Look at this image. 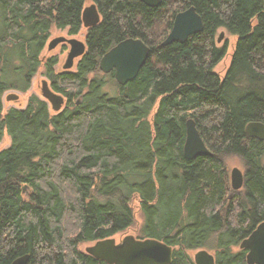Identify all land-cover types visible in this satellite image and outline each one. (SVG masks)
I'll return each mask as SVG.
<instances>
[{
	"label": "trees",
	"instance_id": "trees-1",
	"mask_svg": "<svg viewBox=\"0 0 264 264\" xmlns=\"http://www.w3.org/2000/svg\"><path fill=\"white\" fill-rule=\"evenodd\" d=\"M88 1L102 21L76 71L57 73V57L41 58L52 29L79 34ZM190 7L204 32L163 47ZM220 30L237 38L224 77L215 72L228 52ZM128 39L151 56L121 86L100 62ZM42 66L63 110L32 95L3 115L4 94L28 92ZM189 119L211 156L185 157ZM252 122L264 123V0H0V143L11 139L0 151V264H107L79 246L134 226L136 199V238L173 247L172 264H195L188 252L200 250L216 264H247L240 245L264 223V141L246 138ZM228 157L245 165V192L232 199Z\"/></svg>",
	"mask_w": 264,
	"mask_h": 264
},
{
	"label": "water",
	"instance_id": "water-1",
	"mask_svg": "<svg viewBox=\"0 0 264 264\" xmlns=\"http://www.w3.org/2000/svg\"><path fill=\"white\" fill-rule=\"evenodd\" d=\"M149 8H159L163 0H140ZM83 27L91 29L99 25L102 16L94 3L83 11ZM205 24L202 16L195 7L176 15L172 30L162 43L163 47L173 43L186 44L190 38L203 33ZM224 32L219 37V43L224 38ZM70 45V51L64 70H71L75 61L81 59L87 53V46L77 39L65 37L55 38L48 44L49 50H54L59 45ZM151 56V48L140 39H128L121 42L109 51L100 62V70L105 74L115 73V79L121 86L134 81L141 69L146 65ZM41 96L47 101L53 112L59 113L65 105V97L55 93L48 81L42 82ZM18 95H12L8 100H18ZM246 137L264 141V123L252 122L246 127ZM184 154L188 160H195L200 156H211L212 153L202 139L196 122L189 119L187 122V139L184 146ZM232 188L237 191L244 185V174L234 168L231 174ZM240 249L248 250L247 264H264V223L240 245ZM86 253L107 264H172L174 248L167 244L154 240H139L134 236H127L117 243L114 238L101 240L86 248ZM29 256L21 257L12 264H28ZM195 264H216L215 256L207 250L198 251L194 258Z\"/></svg>",
	"mask_w": 264,
	"mask_h": 264
},
{
	"label": "rangeland",
	"instance_id": "rangeland-1",
	"mask_svg": "<svg viewBox=\"0 0 264 264\" xmlns=\"http://www.w3.org/2000/svg\"><path fill=\"white\" fill-rule=\"evenodd\" d=\"M92 4L91 1H88L86 3L85 7H90ZM163 25L162 24H158L155 26V33L158 35L160 33V31L162 32L163 30ZM222 32H224V38L221 41V43H217V46L219 47H223L225 45H227L228 48V52H227V56L226 58L215 68V72L217 74H219L220 77H224L227 73V71L229 70L230 66H231V62H232V57L235 51V47H236V43H237V38L230 35L227 31L224 30H220L217 33L216 36V41L217 39L220 37V35L222 34ZM86 36H87V29L85 27H83L81 29V31L79 32V34L73 36L70 35L68 30H57V29H52L51 32V37L48 41V43H50V41H52L55 38H59V37H65L67 39H77L79 41L85 42L86 40ZM70 51V45H59L57 48H55L54 50H49L48 49V44L45 48V50L43 51L41 58L43 62H46L47 60L51 59V58H55L57 57L59 59V63L56 66L55 70L57 73H61L64 72L66 70H64V65L67 61V57ZM80 60V59H79ZM79 60L75 61V65L74 67L69 70L70 72H75L76 68H77V64L79 62ZM45 73V68L44 66H42L38 73L35 75V77L32 79V83H31V87L29 89L28 92L26 93H22L16 90H11L8 91L4 94L3 96V115L7 114V112L10 109H25L28 101L30 99V97L32 95H38L39 97L42 98L41 96V88H42V82L44 80L48 81V79L44 76ZM48 83L50 84V82L48 81ZM51 87V85H50ZM12 95H18V100H8V98ZM51 108V107H50ZM52 110V109H51ZM11 146V139L8 136L7 133H5L2 142L0 143V151L8 149ZM226 162H227V169L229 172V176H230V172L232 171L233 168H239L242 171L245 170L244 168V164H242V162L234 157H228L226 158ZM132 206L134 208V214H135V223L134 226H132L130 229H128L127 231L123 232V233H119L118 235L114 236V239L116 240L117 243H120L121 241H123V239L127 236H134L137 237L139 234V231L142 227L143 224V215L140 209V203L139 200L136 199L134 200V202L132 203ZM93 245V243H84L82 245L79 246V250L85 252L86 248ZM198 251H191L188 252L189 256L192 258V260L194 261L195 255ZM209 253H211L212 255H214L213 251H208Z\"/></svg>",
	"mask_w": 264,
	"mask_h": 264
},
{
	"label": "flooded vegetation",
	"instance_id": "flooded-vegetation-1",
	"mask_svg": "<svg viewBox=\"0 0 264 264\" xmlns=\"http://www.w3.org/2000/svg\"><path fill=\"white\" fill-rule=\"evenodd\" d=\"M89 30L90 29H87V36H86V40H85V42H83V43H85L86 44V46H87V51H88V45H87V37H88V32H89ZM223 33V32H222ZM216 43H219V38L217 39V41H216ZM49 44V43H48ZM63 45H68V44H63ZM245 134H246V130H245ZM247 138V137H246ZM248 139V138H247ZM250 139H252V138H250ZM255 139V138H254ZM258 140V139H257ZM207 146V145H206ZM209 149V148H208ZM212 153V152H211ZM242 162V161H241ZM242 164H244L243 162H242ZM244 168H245V165H244ZM234 169V168H233ZM233 169H232V171H233ZM239 169V168H238ZM241 170V169H240ZM232 171L230 172V176H229V178H230V192H229V198H234L235 196H243V194H244V192H245V170L244 171H242L243 172V174H244V185H243V187L241 188V189H239V190H237V191H235L233 188H232V185H231V174H232ZM201 251V250H200ZM216 259V258H215ZM195 262V261H194Z\"/></svg>",
	"mask_w": 264,
	"mask_h": 264
}]
</instances>
